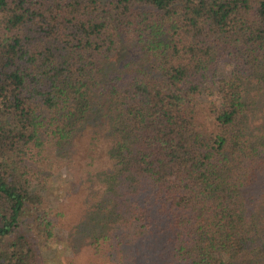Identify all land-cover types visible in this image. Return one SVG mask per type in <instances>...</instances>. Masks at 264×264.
<instances>
[{
    "label": "trees",
    "instance_id": "obj_1",
    "mask_svg": "<svg viewBox=\"0 0 264 264\" xmlns=\"http://www.w3.org/2000/svg\"><path fill=\"white\" fill-rule=\"evenodd\" d=\"M62 161L90 264H264V0H0V264Z\"/></svg>",
    "mask_w": 264,
    "mask_h": 264
},
{
    "label": "rangeland",
    "instance_id": "obj_2",
    "mask_svg": "<svg viewBox=\"0 0 264 264\" xmlns=\"http://www.w3.org/2000/svg\"><path fill=\"white\" fill-rule=\"evenodd\" d=\"M52 168L53 174L48 180L45 201L47 205L60 212L58 221L60 236L57 238L59 244L50 242L48 245L55 254L52 262L54 264H90L86 257L77 256L78 249L72 246L73 227L81 218V208L87 190L84 185L79 186L72 181L67 173L65 161L61 164L55 162ZM64 243H67V247H64Z\"/></svg>",
    "mask_w": 264,
    "mask_h": 264
}]
</instances>
